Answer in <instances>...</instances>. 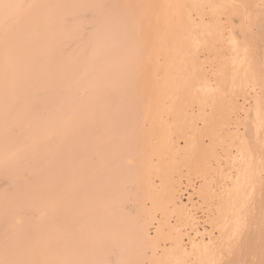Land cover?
<instances>
[{
    "label": "bare ground",
    "instance_id": "6f19581e",
    "mask_svg": "<svg viewBox=\"0 0 264 264\" xmlns=\"http://www.w3.org/2000/svg\"><path fill=\"white\" fill-rule=\"evenodd\" d=\"M203 1H169L174 13L178 4L190 8H185L182 21L176 22L169 17L171 6L170 11L166 9L170 19L162 18L163 8H168L163 0H0V264H142L144 246L152 242L146 220L156 210L194 225L187 206L175 201L173 188L168 186L166 194L154 192L148 179L155 170H149L148 156L159 145L154 137L162 139L161 128L167 127L158 126L160 117L156 113L161 114L159 111L164 108H160L158 96L175 100L183 94L187 97L181 95L185 98L182 100H196L198 104L208 96L214 100L209 104V113L200 109L191 124L187 110L179 112L181 107L185 110L186 102L172 105L180 107L169 114L173 112L174 122L177 115L182 117L180 130L174 133L185 146L181 164H168L162 169L161 183L167 186L172 173H178L180 168L188 176L199 175L202 182L196 195L210 203L213 217L209 224L218 234V239L210 240V244L217 246L220 242L235 254L242 218L256 236L264 238V197L255 195L254 204H260L256 203L254 213H250L249 206L243 211L258 161L249 156L253 150L251 142L264 148V85L260 76L264 65L256 61L258 57L264 62V44L251 47L247 16L250 4H246L245 11L236 13L234 0H227L224 5L235 11L231 10L230 19L234 14L241 16L237 32L242 46L235 48L240 49L241 59H226L225 49L234 43L228 41L225 54L219 51L223 46H213L220 41V24L213 19L218 23L217 31L220 29L218 36L203 24ZM224 5L219 8H226ZM262 10L264 6L254 18V28L263 29H256L258 38L264 37ZM190 11L198 16V24L192 21ZM205 12L206 17L209 13ZM206 52L214 62L213 81L221 84L223 90L226 88L225 93L240 91L242 105L233 102L235 98H228L234 99L232 102L223 98L222 90V96L220 90L217 95L209 89L203 91L206 96H197L195 85L201 76L193 74ZM187 64L189 69L185 68ZM228 65L233 67V73L228 71L230 76L224 73ZM220 71L228 76H216ZM180 74L185 77L182 86L169 81L157 88L162 75L170 80ZM237 111L243 114L234 119L237 126L243 127L239 145L246 149L239 155L245 151L248 155L226 162L232 173L228 170L230 174L225 173L223 178L220 166L211 169L208 161L215 158V146L221 141L239 139V133L228 131ZM195 121L202 123L200 129L194 130ZM205 137H209V146L203 145ZM173 142L159 147L168 158V153L177 149ZM219 176L223 178L220 186L215 182ZM212 182L217 184L218 192L213 190ZM147 197L149 207L143 203ZM164 225L159 223L157 236L163 237ZM208 245L190 240L185 248L173 239L159 256L149 260L151 264H193L186 262L187 257H193L196 264H215L216 253L209 254Z\"/></svg>",
    "mask_w": 264,
    "mask_h": 264
},
{
    "label": "rangeland",
    "instance_id": "374dc122",
    "mask_svg": "<svg viewBox=\"0 0 264 264\" xmlns=\"http://www.w3.org/2000/svg\"><path fill=\"white\" fill-rule=\"evenodd\" d=\"M169 1H171V3H172V0H168V3H167V0L165 1V0H163V2H165L166 3V6L168 5V8H163L162 10L164 11V13H162L163 11H161V9H160V11H159V13L161 12L163 15H162V18L164 17V16H168L170 13H171V15H169V17L171 16V19L173 20V19H175L176 20V22H178V21H182V18L184 17L183 15H184V13L186 14V9L185 8H187V7H184V6H181L180 4H178L179 6H177L176 8H178L176 11H175V13H174V10H173V5L171 4H169ZM203 1V0H202ZM233 1V0H232ZM235 1V2H234ZM232 3H234L233 5H234V7L236 6V9H235V11H236V13H237V11H239L240 12V9H242V10H244V8H246L247 9V7H248V5H249V10H247V12L248 11H250V12H248V14H247V16H248V18H249V28H250V30H251V33H250V37H251V39H250V44H251V47H254V44H255V47L256 46H258V45H262V44H264V43H262V42H264V40L263 41H259V39H261L262 40V38H264V37H262L263 36V34H262V36H260L261 34L260 33H258L259 34V36L260 37H262V38H258V37H256L255 35H257V33H255V32H259L258 30L260 29L259 27H257L256 29H258V30H256L254 27H256L255 26V24H254V18H255V14H256V12L258 13V9H259V11H260V9H262V6H264V0H260V1H256L255 2V0H234ZM240 1H242V2H240ZM250 1V2H249ZM256 3V5H255V3ZM206 2V0H204L202 3L204 4V6H203V8H202V6H201V9H202V18H203V24H206L205 26H206V28L209 30L210 29V31L212 30V32L211 33H213V34H215L216 33V35L218 36L219 34V30L221 29V34H223L224 35V37L223 36H218L219 37V39H220V44H215V43H217L216 41H215V43L213 44V46L214 47H216V48H219V46H221V48H222V46H223V48H222V50H219L221 53L220 54H222V52H223V54H225L226 53V51L228 52V53H226L224 56H225V58L226 59H231L232 57H234L233 59H231L232 61H236L237 60V58H240L241 59V52H240V49L238 50V51H235L236 49V47H239L240 48V46H242V39L240 38V34H239V32H237V31H239L238 29H239V27H238V24L240 23V21L238 22V18H239V16L240 15H236V14H234L232 17H233V19L231 20L230 19V13H232L233 11H234V8L233 7H230V9L231 10H233V11H229V7H227L226 5H227V0H208L207 2L208 3H205ZM227 2V3H226ZM238 2V3H237ZM244 2V3H243ZM252 2H253V4H252ZM224 3H226V5H224ZM240 3V4H239ZM241 3H242V6L243 7H241ZM248 3V5L246 6V4ZM221 4V5H220ZM222 5H224V6H226V8L224 7L223 9H224V11H222L219 7L220 6H222ZM238 5V6H237ZM171 6V9L173 10H171L172 12H168V11H170L169 10V7ZM240 7V8H239ZM253 7V8H252ZM175 8V7H174ZM181 8V9H180ZM184 8V9H183ZM222 8V7H221ZM251 8V9H250ZM166 9H167V12L169 13L168 15H166ZM180 9V10H179ZM183 9V10H182ZM188 9V8H187ZM190 9V8H189ZM188 9V10H189ZM220 9V10H219ZM237 9H239V10H237ZM245 9V10H246ZM179 10V11H178ZM203 10H205V11H207V12H205V11H203ZM215 10V11H214ZM217 10H218V12H217ZM244 10V11H245ZM181 11V12H180ZM184 11V12H183ZM234 11V12H235ZM263 11V10H262ZM192 11H190L189 13H190V15H192V21L195 23V25L196 24H198V22H200L199 21V18H198V16L196 15L195 16V14L193 13H191ZM194 12V11H193ZM204 12H205V14H208L206 17L204 16ZM213 13V12H216L215 14L213 13V15L212 14H210V13ZM219 12H221L220 14V16H218L219 17V20H218V17H217V15H219ZM261 12V11H260ZM172 13H174V15L172 14ZM263 13H264V11H263ZM176 14H179V16L178 15H176ZM183 14V15H182ZM233 14V13H232ZM211 15V16H210ZM264 15V14H263ZM160 16V15H159ZM176 16H178L177 18H176ZM205 18H204V17ZM215 16V17H214ZM237 16V18H235ZM161 17V16H160ZM160 17H159V19H160ZM166 17H164V18H166ZM169 17H167L168 19H170ZM197 17V18H196ZM208 17V18H207ZM209 17H211L212 19H209ZM263 17V16H262ZM166 18V19H167ZM180 18V19H179ZM240 18H241V16H240ZM239 18V20H241ZM167 19V20H168ZM213 19H215V21L216 22H218L220 25H218V28H220V29H218V31H217V24L218 23H216V22H213L214 20ZM166 20V21H167ZM208 20H210V21H212L211 23H209V21ZM180 21V22H181ZM242 21V20H241ZM264 22V21H263ZM241 24H242V22H241ZM263 24V23H262ZM216 25V26H215ZM261 25V24H260ZM264 25V24H263ZM205 26H204V28H205ZM215 26V27H214ZM235 27H237V30L235 29ZM240 27H242V26H240ZM214 28L216 29V30H214ZM234 28V29H233ZM254 28V29H253ZM263 28V27H262ZM214 30V31H213ZM263 30V29H262ZM261 29H260V32L262 31ZM209 31V32H210ZM216 31V32H215ZM236 31V32H235ZM218 32V33H217ZM264 32V31H263ZM236 33V34H235ZM241 33V32H240ZM237 34H239V36L237 35ZM231 36H232V38H231ZM237 39H236V38ZM222 38H224V39H222ZM229 40H228V39ZM234 39L235 38V40H237V41H235V40H231V39ZM253 38V39H252ZM223 40H225V41H223ZM252 40L254 41L253 43H252ZM258 40V41H257ZM227 41V42H226ZM228 41H233V43H234V45H233V47L232 48H229V50L226 48H224L225 46H226V44L227 43H229ZM218 42V43H219ZM237 43L239 44V46L237 45ZM223 44V45H222ZM217 45V46H216ZM237 45V46H236ZM253 45V46H252ZM260 45V46H261ZM262 47H264V45L262 46ZM220 48V49H221ZM223 49H225L226 51H224ZM232 49V50H231ZM238 49V48H237ZM264 49V48H263ZM231 51H234V52H231ZM233 55H232V54ZM235 53V54H234ZM229 55V57H227L226 55ZM204 55L206 56V59H205V56H201V58H202V63H201V65H200V68L198 69V71L196 72V73H198V74H196V73H194L193 75L195 76V75H198V76H201L200 78L201 79H198V81H197V85H195L196 87H198L197 89V96L199 97H201L202 95L201 94H203V96L205 95L206 96V93L204 94L203 93V91L204 90H208V91H214V92H216L217 93V95H219L218 94V92L220 93V95L223 93L222 91H224V93L221 95L223 98H224V96H226V98L228 99V98H230V97H232V98H235L236 100H234V99H228V100H230L231 102H232V100H234L233 102H236V104L238 105V103H240V105H242L241 103H242V98H241V96H242V94H238V93H240V91L239 92H237L238 90H234L233 92H232V94H234L233 96H232V94H229L228 92L227 93H225V91H227V89L226 88H224L225 90H223V87H221L220 85H219V83L217 84V82L215 83L213 80L215 79V74H213V64H214V62H212L213 60H212V55L211 56H208L209 54L206 52V53H204ZM236 55V56H235ZM209 59V60H208ZM229 59V60H230ZM239 59V60H240ZM258 57H256V61H258V63H259V61H260V65L261 66H263L264 65V62L263 61H261L262 60V58L261 59H259ZM204 60V61H203ZM205 60H206V63H204L205 62ZM209 61V62H208ZM263 62V63H262ZM228 68H227V70H226V72H224L225 74H228L229 76L230 75H232V73H233V67L232 66H227ZM264 67V66H263ZM185 68L186 69H189V65L187 64L186 66H185ZM230 68V69H229ZM262 68V67H261ZM264 69V68H263ZM262 69V70H263ZM201 70V71H200ZM230 70V72H231V70H232V73H230V72H228ZM228 72V73H227ZM158 73V74H157ZM156 73V76H159V72H157ZM216 73V72H215ZM224 73L222 72L221 73V71L220 72H217V75L216 76H218V74H219V76L218 77H220V76H228V75H224ZM230 73V74H229ZM264 71L262 72L261 71V73H260V76L262 77V84L264 85ZM161 75V74H160ZM182 74H180V76L178 75L177 76V78H175V79H170V80H168L167 79V77L166 76H163L162 75V78L160 79V81H159V83L160 84H156V86H157V88H162L163 86H165L166 84H168V82L169 81H172V85H178V86H182L183 85V82H185V77H184V75H182ZM159 78H160V76H159ZM214 78V79H213ZM201 81V82H200ZM199 82L201 83L200 84V86H198L199 85ZM180 83V84H179ZM199 87H200V89H199ZM219 87V88H218ZM222 88V89H221ZM255 88V87H254ZM218 90H220V91H218ZM222 90V91H221ZM257 90V89H256ZM156 91V90H155ZM218 91V92H217ZM158 92H160V93H162V91L160 90V91H158ZM204 92H206V91H204ZM237 92V93H236ZM201 93V94H200ZM253 93H256L257 94V91H253ZM253 93H251V95H253ZM227 94V95H226ZM183 97H187V95L185 96V95H183V94H181ZM181 95H179V97H177L175 100H173V98L171 99V97H166V96H158V99H157V97H156V100H160V108L162 107H164L163 108V110L161 111L160 110V108L158 109V110H160L159 112H161V114L160 113H156L157 115H158V117H160V118H158V121L160 122H158L159 124H158V126L159 125H161L159 128H161V127H165L166 126V124H167V127L166 128H161V130H163V131H161V133H159V134H161V136H162V139H166L165 141H164V143H163V141H162V139L160 138V136H159V138L160 139H158V137H154L155 139H156V141L158 142H160V143H157L156 141H155V139L154 138H152V136H151V143L153 142V144H154V146L156 145V144H159V145H157V147H156V149L154 148V151L155 150H157V152H155V154H153L154 153V151H153V153L152 152H150L151 154L148 156L149 157V164H148V168H149V170H150V167L152 168L151 170H153V168H155V170L152 172H150L151 174H149L148 175V179H150L149 181H150V183H151V185H152V187H153V190H155L154 192H157V191H162V192H165V194H166V189H167V187L168 186H171L172 188H173V190H174V199H176L175 201L177 202V203H179V205H185V206H187L186 208L189 210V212L188 213H190L191 214V217H193V222H194V225L192 226V225H190L188 222H186L184 219L182 220V219H176L177 217L174 215V214H166L165 212L164 213H162V211L161 210H156L154 213H153V216H151V217H149L147 220H146V223H147V230H148V235H149V238H151L152 239V242H151V244H146L145 246H144V252H143V255L141 256V262H142V264H151V257L152 258H154V256L156 257V255L157 256H159L160 254H161V252H162V250H164V249H166V248H168L171 244H172V240L173 239H175L181 246H184L185 248H187V247H189V244H190V240H192V241H194V242H197V243H202V242H206V243H208L209 245L207 246V250H208V252H209V254L212 252V251H214L215 253H216V255L214 256L215 258H216V262H215V264H264V238L262 237V235L261 236H256L255 235V233H254V231H253V228L251 227L250 228V224L249 223H244V219L242 218V220H241V223H239V227H238V229H239V236H238V239L236 238V240H235V242L237 243V240H239L238 241V248H237V252H239L238 253V255H236V253L235 254H233V253H231V250H229L228 248H224V246H222V243H220L219 242V244L217 245V246H215V244H210V240H212V239H218V234H217V232L216 231H214L212 228H211V225L209 224V222H210V219L213 217L212 215H213V213H212V215H211V212H213V210H211V205H210V203H207V202H203V201H201V199H199L198 198V196L196 195L197 194V192H196V190L200 187V185H201V179H200V177H198L199 175H195V174H189V176H188V174H185V170L183 169V168H180V171L178 172V173H172V175H171V181L170 182H168V183H166V185L167 186H165L163 183H161V179L160 178H162V176H161V172H163V170H164V168H165V166H167L168 164V166H173V165H175V166H179L180 164H181V159L183 158H181V156H183V151L184 150H182V149H184V146H185V142H183V140L182 139H179V138H177V135H178V133H177V135H176V133H174V131L176 130V132H179V127H180V123H182V120H180L182 117H178V115H177V118H178V120H180L179 121V123H178V120H177V122H174L173 121V119H171V118H173V112L171 113V114H169L171 111H178L179 110V106H177V105H175L176 106V108L175 107H173L174 105L173 104H181L180 106H182V104L183 103H185L186 101H184V100H182V99H185V98H181ZM235 95H237V96H235ZM239 95H241V96H239ZM166 97V98H165ZM209 97V96H208ZM208 97H206V99L204 98V100H206L205 102H203V103H201V104H198V103H200V102H197L196 100H194V101H190V102H186L184 105H183V107L184 106H186L185 107V110H183L184 108H182L181 107V110L179 111L180 113H182V111H186L185 113L186 114H189V116H190V124H191V122L193 123V117H194V115H196L197 113H198V111L201 109L202 111H204V113L205 114H208L209 113V111H210V105H211V103H213V101L212 100H209L210 98H208ZM169 98L171 99V101L169 100ZM180 99V101H179V99ZM237 98H238V100H237ZM178 99V100H177ZM226 99V100H227ZM181 100L183 101V103H181ZM176 101V102H175ZM179 103H178V102ZM175 102V103H174ZM229 102V101H228ZM188 103V104H187ZM190 103V104H189ZM187 104V105H186ZM210 104V105H209ZM166 105H167V107H166ZM173 105V106H172ZM250 105L248 104V107H249ZM173 109H172V108ZM177 107H178V109H177ZM176 110H175V109ZM168 110H170L169 112H168ZM176 111V112H177ZM240 111V110H239ZM176 112H174V114H176ZM236 113H237V115H236ZM235 113V115L234 114H232V115H234V116H232V118H233V121H231V124L229 125V129H228V131L229 132H231V133H239V136H238V138L239 139H237V140H235L234 142H232V140H230L229 139V141L228 140H223V141H221L219 144H217L216 146H215V149H214V154H215V158L214 159H209V164L208 165H210V168L211 169H214V170H217V168H218V170H219V172H220V174H221V176L224 178L225 177V173H227L228 172V165L226 166V164L229 162V161H231V159L232 160H234V159H237V158H242V156H244V154L245 153H247L246 151H245V153L244 154H240L241 155V157H240V155H239V152H244L243 151V149L244 150H246L245 149V145H239V143H240V140H243V134H242V132H243V127L242 126H237V124H236V122L234 121V119H237V117H238V119L239 118H242L243 117V114L241 113V112H236ZM172 115V117H170ZM193 115V116H192ZM157 118V117H156ZM159 119H161V120H159ZM164 123H162V122ZM188 122V123H189ZM175 123V124H174ZM178 123V124H177ZM190 124H188V125H190ZM148 125V124H147ZM147 125H145V126H147ZM163 125V126H162ZM176 127H175V126ZM187 125V124H186ZM149 126V125H148ZM147 126V127H148ZM173 126L175 127V128H173ZM201 126H202V123L201 122H199V121H195V128H194V130L195 129H200L201 128ZM242 127V128H241ZM178 130H177V129ZM263 128H264V126H263ZM148 129H150V126L148 127ZM147 129V130H148ZM166 129V133H165V130ZM174 129V130H173ZM172 130V131H171ZM149 131V130H148ZM158 131H159V129H158ZM163 132V133H162ZM163 134V135H162ZM164 134H165V136H164ZM173 134H175V137H174V135ZM186 134V133H185ZM158 136V135H157ZM221 136H222V134H221ZM179 137V136H178ZM183 137V136H182ZM181 137V138H182ZM203 137V136H202ZM176 138H177V141H176ZM208 138V139H207ZM205 137V138H203L204 140H203V145H205L206 144V146L208 145L209 146V143H210V141H209V137ZM150 139V138H149ZM173 141V140H175V142H173V144H175V143H177V144H175V147L177 146V149L175 148V153H171L172 154V156H171V154L170 153H168V155H169V158L167 157V154H164V152L162 151H160L159 150V147L161 146V145H166L167 143H168V141ZM150 141V140H149ZM167 141V142H166ZM185 141V140H184ZM231 141V142H230ZM249 141V143L251 142V140H248ZM155 142H156V144H155ZM228 143H230L229 145H228ZM235 143V144H234ZM149 144H150V142H149ZM152 145V144H151ZM151 145H149L150 147V149H151ZM232 145H234V146H232ZM251 145L253 146V148H251V149H253V150H251V152H249L250 154H249V156H255V157H257V164H256V166H254L253 167V165H251V168L253 167L254 169H255V171H256V174L254 173V177H252V182H254V183H251L252 185H250L251 187L247 190V192H246V194H247V200H248V202L245 204V205H243L244 206V208H243V211H246V209H247V207H248V209H249V211H250V213L252 214V213H254L255 211L253 210V208L255 209L257 206H256V203H257V205L259 206V202L257 201V202H255V204H254V201L253 200H255L256 199V197H255V195H260L262 198H260V199H263V195L264 194H262V192L264 193V151H263V147H264V143H263V149H261V148H259L260 146V144L258 143V142H254V144H253V142H251ZM153 145H152V147H154ZM244 146V147H243ZM251 146V147H252ZM237 147V149H235ZM242 148V149H241ZM258 148L259 149H261L262 151H258ZM255 149H257V150H255ZM152 150V149H151ZM179 150V151H178ZM256 151V152H255ZM149 152V151H148ZM158 152H161V154L160 153H158ZM158 153V154H157ZM179 153V154H178ZM159 154L162 156V158H161V156H159ZM162 154H164V155H162ZM156 155H158V157L156 156ZM247 155H248V153H247ZM246 154H245V156L243 157V158H245L246 156H247ZM160 157V158H159ZM166 157V158H165ZM251 157V158H252ZM226 158H228V159H226ZM160 159H162L163 161H165V162H163L162 160L160 161ZM166 159V160H165ZM169 160V161H168ZM226 160H228V161H226ZM260 161V162H259ZM159 162L160 163H164L163 165L162 164H159ZM227 162V163H226ZM150 165V166H149ZM161 167H163V168H160V166ZM177 166V167H178ZM158 167V168H157ZM217 167V168H216ZM260 167V168H259ZM216 168V169H215ZM252 168V169H253ZM163 169V170H162ZM253 169V170H254ZM161 170V171H160ZM158 171V172H157ZM223 173H222V172ZM230 171V170H229ZM156 174H155V173ZM182 172V173H181ZM219 172H218V174H219ZM230 173H232L231 171H230ZM229 172L227 173V175H229L230 174ZM219 174V175H220ZM211 175H214V174H211ZM226 175V176H227ZM217 176V175H216ZM222 177H218L219 179H217V181H215V182H217V184H219V186H220V183L222 182ZM214 178H216L215 176L213 177V180H214ZM221 178V179H220ZM254 178V179H253ZM212 180V181H213ZM221 181V182H220ZM259 181H260V184H259ZM173 182V183H172ZM175 182V183H174ZM214 182V181H213ZM212 182V186H213V190L216 188L217 189V184H215V183H213ZM262 182V183H261ZM258 184H259V186H258ZM262 184V185H261ZM173 185V186H172ZM216 185V186H215ZM261 185V186H260ZM165 186V187H164ZM218 186V187H219ZM262 186H263V188H262ZM259 187H261V188H259ZM259 188V189H258ZM165 189V190H164ZM215 189V191L216 192H218V189L216 190ZM261 189V190H260ZM256 190V191H255ZM259 190V191H258ZM263 190V191H262ZM175 191H176V193H175ZM260 193H258V192ZM262 191V192H261ZM255 193H257V194H255ZM262 194V195H261ZM161 195H162V193H161ZM163 195H164V193H163ZM162 197V196H161ZM160 197V198H161ZM167 201V200H166ZM166 201H165V199L163 200V202L164 203H166ZM256 201V200H255ZM252 202V203H251ZM144 204H145V206L146 207H149L150 205H151V202H150V200L148 199V197L144 200V202H143ZM254 204V205H253ZM263 205H264V201H263ZM127 206H129L130 207V205H127ZM166 206H168V205H166ZM256 206V207H255ZM127 208V207H126ZM131 208V207H130ZM254 211V212H253ZM210 216V217H209ZM210 218V219H209ZM264 219V218H263ZM182 220V221H181ZM160 222H164L165 223V225H164V230H163V237L162 236H157L156 235V232H157V230H158V228H159V223ZM242 223H244V225L242 224ZM248 225V227L251 229L250 231H249V228L247 229V225ZM191 226V227H190ZM243 226V227H242ZM253 226V225H252ZM171 228V230H173V233H171V234H167L166 232H168V229H170ZM174 229H176V231L174 232ZM244 229V230H243ZM245 229H247L246 231H245ZM212 230V231H211ZM243 230V231H242ZM210 231V232H209ZM172 232V231H171ZM241 233H243L242 234V236H241ZM210 237H211V239H210ZM242 239V240H241ZM202 240H204V241H202ZM209 240V241H208ZM208 241V242H207ZM235 243V244H236ZM243 244H245V246L246 247H244V245ZM242 248H244V249H242ZM206 250V251H207ZM210 250V251H209ZM240 251H241V253H240ZM208 252H206L207 254H208ZM213 253V252H212ZM233 254V255H232ZM191 257V256H190ZM189 257H187L186 258V262L187 263H193V264H196L195 263V261H193V257H191V259H188ZM149 259H151V260H149ZM149 261H150V263H149Z\"/></svg>",
    "mask_w": 264,
    "mask_h": 264
}]
</instances>
